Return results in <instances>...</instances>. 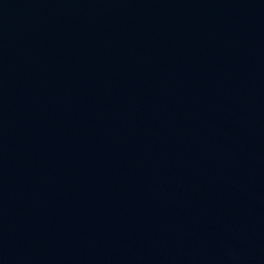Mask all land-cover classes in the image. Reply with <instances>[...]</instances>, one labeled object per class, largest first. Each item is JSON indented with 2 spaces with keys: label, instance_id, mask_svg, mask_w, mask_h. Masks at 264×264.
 I'll return each instance as SVG.
<instances>
[{
  "label": "water",
  "instance_id": "water-1",
  "mask_svg": "<svg viewBox=\"0 0 264 264\" xmlns=\"http://www.w3.org/2000/svg\"><path fill=\"white\" fill-rule=\"evenodd\" d=\"M0 264H264V0H0Z\"/></svg>",
  "mask_w": 264,
  "mask_h": 264
}]
</instances>
